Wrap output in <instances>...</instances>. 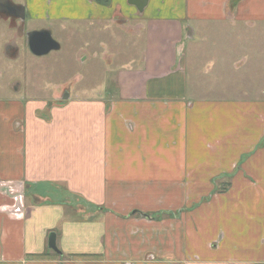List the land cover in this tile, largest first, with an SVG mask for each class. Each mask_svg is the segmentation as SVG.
<instances>
[{
    "label": "crops",
    "instance_id": "obj_1",
    "mask_svg": "<svg viewBox=\"0 0 264 264\" xmlns=\"http://www.w3.org/2000/svg\"><path fill=\"white\" fill-rule=\"evenodd\" d=\"M7 1L32 32L142 46L112 50L117 89L0 100V264H264V101H191L183 57L229 0ZM235 12L264 24V0Z\"/></svg>",
    "mask_w": 264,
    "mask_h": 264
},
{
    "label": "rangeland",
    "instance_id": "obj_2",
    "mask_svg": "<svg viewBox=\"0 0 264 264\" xmlns=\"http://www.w3.org/2000/svg\"><path fill=\"white\" fill-rule=\"evenodd\" d=\"M240 1H228L227 11L232 16L222 24L192 23L193 39L182 42L191 101H264V24L237 22L235 11ZM32 27L31 22L27 25L0 14V100H36L54 106L61 101L64 87L85 97H93L106 87V91L111 86L117 89L116 73L127 61L114 59L109 64L112 50L142 46L115 26L108 31L98 26L96 31L87 32L83 25L72 40L53 31L61 50L36 57L28 48ZM108 72H113V78Z\"/></svg>",
    "mask_w": 264,
    "mask_h": 264
},
{
    "label": "water",
    "instance_id": "obj_3",
    "mask_svg": "<svg viewBox=\"0 0 264 264\" xmlns=\"http://www.w3.org/2000/svg\"><path fill=\"white\" fill-rule=\"evenodd\" d=\"M6 2L7 0H0V12H3L4 8L8 9L6 5H3ZM11 10H9L10 14L20 18L22 21H25L26 16L24 8H18L14 6L11 8ZM28 48L33 56L44 57L52 51H58L60 46L53 39L49 31L43 30L33 31L28 34ZM48 247L55 252H59L57 248V236L55 233H51L49 235Z\"/></svg>",
    "mask_w": 264,
    "mask_h": 264
},
{
    "label": "flooded vegetation",
    "instance_id": "obj_4",
    "mask_svg": "<svg viewBox=\"0 0 264 264\" xmlns=\"http://www.w3.org/2000/svg\"><path fill=\"white\" fill-rule=\"evenodd\" d=\"M4 6L6 5L7 7H8V9H5L4 8V11L3 12H0V13H3V14H7V15H9V16H11L12 18H15V19H17V20H21L20 18H18V17H15V16H13L12 14H10V11L9 10H11V8L12 7H14V6H12V4H10L8 1L5 3V4H3ZM12 11V10H11ZM22 21V20H21ZM47 30V29H46ZM41 31H43V30H41ZM47 31H49L50 33H51V35H52V32L50 31V30H47ZM53 37V36H52ZM54 39V38H53ZM58 43V42H57ZM59 44V43H58ZM59 46H60V44H59ZM30 51V50H29ZM60 51V49L58 50V51H52V52H50L48 55H50L51 53H53V52H59ZM48 55H46V56H48ZM46 56H44V57H46ZM63 93H62V98L64 97V96H66L67 94H68V92H66V90H65V87L63 88Z\"/></svg>",
    "mask_w": 264,
    "mask_h": 264
}]
</instances>
